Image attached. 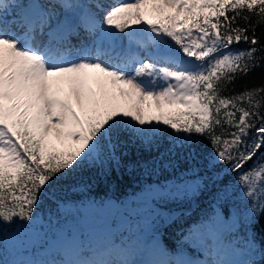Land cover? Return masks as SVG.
<instances>
[{"label": "snow or ice", "instance_id": "snow-or-ice-1", "mask_svg": "<svg viewBox=\"0 0 264 264\" xmlns=\"http://www.w3.org/2000/svg\"><path fill=\"white\" fill-rule=\"evenodd\" d=\"M261 26L264 0H0V234L17 223L32 228L41 201L77 169L118 164L123 141L151 144L163 132L169 152L193 161L207 140L205 166L225 165L253 201L242 241L237 221L216 232V217L190 233L197 253L215 235L239 257L230 264H264L253 232L264 214V81L236 91L237 81L264 69ZM241 43L248 47H233ZM198 188L184 184L176 194ZM117 250L128 254L117 243L82 248L78 264H137L114 259ZM140 253L139 264L198 260L159 242ZM53 264L77 262L59 256Z\"/></svg>", "mask_w": 264, "mask_h": 264}, {"label": "trees", "instance_id": "trees-1", "mask_svg": "<svg viewBox=\"0 0 264 264\" xmlns=\"http://www.w3.org/2000/svg\"><path fill=\"white\" fill-rule=\"evenodd\" d=\"M240 26H244L242 21ZM256 34L264 40V26L258 27ZM233 47L246 48L248 45L241 43ZM262 81H264V69H259L246 80L237 81L236 91H242L245 83L251 87ZM171 144V137L163 132L151 144L136 140L123 141L116 149L118 164L90 161L77 169L56 186L55 195H48L41 201L37 216L47 217L53 214L62 203L98 201L107 198L118 203L153 187L175 182L194 187L199 185V188L184 204L174 203L164 206L168 218L167 221L157 224L155 233L160 234L162 242L169 251L192 252L193 249L185 237L195 225L214 219L216 215H222L227 222L237 221L236 237L242 241L244 232L241 223L244 216L250 212L253 201L242 194L241 187L237 184V174L228 172L225 165L216 168L205 166L206 160L210 159L212 153L207 140H203L200 157L196 161L184 152H177L175 149L169 152ZM254 162L246 164L241 171L250 169ZM15 227L7 226L0 234V241H4L6 230ZM225 229L226 232L231 230L230 223H225ZM253 232L257 247H264V214L253 226ZM3 244H0V255ZM121 244L126 246L123 240Z\"/></svg>", "mask_w": 264, "mask_h": 264}, {"label": "rangeland", "instance_id": "rangeland-1", "mask_svg": "<svg viewBox=\"0 0 264 264\" xmlns=\"http://www.w3.org/2000/svg\"><path fill=\"white\" fill-rule=\"evenodd\" d=\"M5 2H8V0H5ZM82 2L94 4L98 0H82ZM99 2L107 7L114 0H99ZM118 2L123 3L126 0H118ZM93 10L95 11V9ZM83 40V35H81L79 40L74 37L71 40V44L79 47L80 42ZM177 186L183 187L184 185L171 182L166 186L153 187L144 193L128 197L122 202L125 207L127 203L129 205V207L123 208L128 212L126 213L127 218H125V221L120 222H117L118 215L112 218V214L107 213L108 209L115 206L109 199L93 200L83 204H61L54 214L47 218L38 216V222L30 229L22 228L19 224L15 228L6 230L4 233L5 237H3L4 244L0 256V264H50L57 260L59 256H63L67 260L78 264L82 259L80 255L82 248H86L93 253L102 249L112 248L114 243L120 244V238L116 240L115 235L122 232H124L122 236L131 238V240L126 241L131 252H128L127 255H122L117 250L113 258L136 261L140 256V245L142 246L143 243L159 242L161 246L160 236L154 235V233L157 224L167 221V213L164 206L174 203L184 204L192 197L194 192H189L187 195L181 192L177 195ZM216 217L218 218L215 231L226 233L224 218L222 215H217ZM197 226L195 225L192 229ZM63 233H72L74 237L70 241L58 242L57 239ZM31 235L40 238L46 246L44 248L39 245L32 246L29 241V236ZM212 238L213 243L211 245H203L204 250L202 254H199L196 251V243L194 242L196 238L189 233L186 240L193 252L190 254L183 253L190 259H198L197 264H209L210 260H215L217 264H230V262L239 259L229 244L225 241L217 240L215 235ZM200 239L202 243L203 237ZM128 255L132 256L129 257Z\"/></svg>", "mask_w": 264, "mask_h": 264}, {"label": "water", "instance_id": "water-1", "mask_svg": "<svg viewBox=\"0 0 264 264\" xmlns=\"http://www.w3.org/2000/svg\"><path fill=\"white\" fill-rule=\"evenodd\" d=\"M65 238H67V237H62L61 240H64ZM30 241H31V243H32L33 245H36V244H37V240L34 239L33 237H30Z\"/></svg>", "mask_w": 264, "mask_h": 264}]
</instances>
